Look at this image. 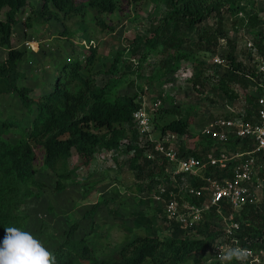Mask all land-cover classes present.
Returning <instances> with one entry per match:
<instances>
[{
	"label": "trees",
	"instance_id": "16d2710c",
	"mask_svg": "<svg viewBox=\"0 0 264 264\" xmlns=\"http://www.w3.org/2000/svg\"><path fill=\"white\" fill-rule=\"evenodd\" d=\"M251 1L0 0V48L7 50L6 58L0 60V96H15L16 102L31 118L30 123L24 125L19 117H4L0 110V238L6 227L27 229L28 217L23 215L22 210L27 200H38L43 194L45 187L35 177L41 165L55 176V192H62L64 182H71L81 186V197L85 200L97 190L98 185L87 183L86 179L79 180L75 172L80 167L89 168L96 155L102 157V153L130 154V169L136 178H144L135 187L137 193L134 195L138 202H152L150 195L153 184L166 177L164 168L169 164L156 153L154 159L147 158L153 144L147 138L146 141L141 139L133 118L142 103L138 92L129 96L117 91L122 78L120 66L122 63H126V67L128 64L133 66L129 58L137 56L136 69L141 68L142 62L151 53H165L188 45L190 33H195L197 45L215 48L219 40L224 39L223 27L227 19L235 18V26L239 22L243 27L259 24L258 15L246 10V5ZM144 3L153 6L155 11V15L149 16L148 34L135 36L124 49L127 55L124 51L118 52L106 71L109 75L107 82L97 85L96 74L99 72L95 68L101 58L94 45L97 36L113 32L117 24L131 14L132 9L135 11L137 6ZM240 14L243 19L239 17ZM213 17L217 23L211 26L208 21ZM52 21L61 25V36L70 39L79 32L88 46L73 58H63L56 66L50 89L33 96L32 88L25 81L34 80L35 77H28L20 70L23 52L11 48L12 32L19 24L31 30ZM262 42L259 32L253 35L252 46L245 48L248 60L255 55V48L262 53ZM226 45L224 56L229 65L223 73L219 75V67L210 63L215 67L212 76L217 82L212 89L217 91L218 96L222 95L231 102L236 98L231 84L245 87L251 81L254 90L245 97L243 106L249 114L255 109V88L259 82L264 83V73L240 60L241 53L235 43L228 40ZM166 56L165 68L158 70L155 79L175 80L173 75L182 61H190L191 65L194 64L189 66L193 74L190 76V68L186 65H183L181 72L187 73L186 80L201 92L200 88L208 79L205 61L199 59L194 63L193 58L183 52L168 53ZM139 92L142 93V89ZM223 111L224 118L234 116L225 107ZM170 113L177 114L174 110ZM148 118L150 124L153 122L154 139H161L168 133L177 137L190 134L188 118H175L161 125L153 116L148 114ZM13 131L19 135L16 142L9 137ZM199 138L201 144L194 151L184 150L180 144L178 156L198 157L212 147L211 140ZM233 144L220 148L232 149ZM73 155L79 159L75 166H71ZM163 183L168 185L167 181ZM99 200L83 215V219H91L99 207L106 206V199ZM159 210L161 221L169 232L166 237L160 238L155 232L156 215L132 212L130 236L109 257L105 255V247L88 245V233L76 239L74 235L80 229L79 223H70L62 243L51 250L56 264H221L212 262L207 254L212 244L223 235L220 219L214 214L206 217L196 229L202 239L195 240L189 238L174 222L168 223L162 208ZM107 212L112 218L117 216L112 209ZM235 220L239 223V230L235 234L239 244L253 250L264 249V200L259 206H244L238 210Z\"/></svg>",
	"mask_w": 264,
	"mask_h": 264
},
{
	"label": "rangeland",
	"instance_id": "374dc122",
	"mask_svg": "<svg viewBox=\"0 0 264 264\" xmlns=\"http://www.w3.org/2000/svg\"><path fill=\"white\" fill-rule=\"evenodd\" d=\"M243 5H245V2H243ZM246 10H252L253 13L258 15L259 24L243 27L242 23L239 22L235 26L233 25L235 18L227 19L223 27L225 31L224 39H220L215 48H205L204 44L197 45L195 33H190L188 45H183L178 50L170 49L165 53H151L142 62L141 68L136 69L137 56L129 58L133 66L128 64L126 67L124 66L126 63H122L120 66L122 78H120L117 91L120 94L129 96L138 92V98H140L139 101L142 103L143 108H145L147 114L155 118L159 125L175 118H188L190 120V134L177 142V145L181 144L184 150L194 151L199 147L201 143L199 142L198 129L211 122L213 117L223 116L226 103L235 111H238L243 108L245 97L253 93V83L249 79H247L249 82L245 87L237 83L231 84V89L236 95V98L231 102L222 95L218 96L217 91L212 89L217 83L216 78L212 76V71L215 69L210 64L212 59L218 57L225 61L224 66H218L219 75L229 65L224 56L227 49L226 41H232L238 46L241 53L240 60L242 59L245 64L248 63L249 67L257 69L259 72L260 70L264 71V0H252L246 5ZM154 12L153 6L144 3L137 6L135 11L132 9L131 14L124 17L113 32L108 31L97 36L94 45L97 46L98 53L101 56L100 62L95 68V71L99 72L96 74L97 85H103L107 82L109 75L106 74V71L113 62L115 55L120 51H124L135 36L148 34L149 16L155 15ZM239 17L244 18L241 14ZM215 20V17H213L208 23L213 26L217 23ZM62 31L61 25L54 21L31 30H26L22 24L13 29L11 48L23 52L19 65L20 70L26 73L28 77H35L34 80L25 81V84L32 88L33 96L40 95V93L50 89L56 66L63 58L75 57L87 45L79 32L68 39L61 36ZM258 32L263 38L262 53L255 48V55L248 60L245 48H248V43H253V35ZM26 43L29 45H26ZM124 52L127 55V52ZM177 52L188 54L193 58L194 63L199 59L205 61L207 65L205 73L208 75V79L204 82V86L200 88L201 92L193 88L186 80L187 73L181 72L183 65H186L190 68V76L193 74V70L189 66L194 64L191 65L190 61H182L180 68L173 75L175 80L155 79L158 70L165 68L166 55ZM6 56L7 50L0 48V60H4ZM140 89H142V93L139 92ZM158 101L160 104H157ZM0 110L4 117H19L24 125L29 124L31 121V118L25 114V109L16 102L15 96H0ZM172 110L176 111L177 114L170 113ZM150 130L152 137L155 136L153 122L150 124ZM168 136H170V133H168ZM9 137L12 142H16L19 135L13 131ZM131 157L132 155L122 152L102 153V157L96 155L89 168L80 167L75 172L78 179H86L87 183L98 185L97 190L85 200H82L81 197V186L74 185L71 182H64V190L55 192V176L46 171L41 165L35 177L37 181L43 183L45 188L40 199H29L23 207V215L28 217L26 230L40 239L44 246L51 251L62 243L69 224L78 222L80 229L75 233V238H81L88 233V245L96 248L105 247V255L109 257L130 236L131 213L140 211L145 215H156L158 218L155 222V232L160 238L166 237L169 232L164 222L161 221L160 205L153 201L149 203L138 202L139 199L134 195L137 193L135 187L144 178H136L130 169L129 159ZM78 163L79 159L73 155L71 166ZM101 199H106V206L99 207L91 219H83V215L90 210L97 200L101 201ZM110 209L116 211V217L112 218L108 214L107 211ZM187 236L195 240L202 239V236L198 233H188Z\"/></svg>",
	"mask_w": 264,
	"mask_h": 264
},
{
	"label": "built area",
	"instance_id": "2783aa9c",
	"mask_svg": "<svg viewBox=\"0 0 264 264\" xmlns=\"http://www.w3.org/2000/svg\"><path fill=\"white\" fill-rule=\"evenodd\" d=\"M251 46L248 43V48ZM224 62L218 57L212 59L215 65L224 66ZM255 94V109L251 113L244 108L235 111L227 105L226 110L233 117H216L199 128L198 135L208 138L213 145L198 157L178 156L177 142L183 137L167 134L154 139L143 105L133 115L141 139L147 138L153 144L147 158L154 159L156 153L169 164L164 168L166 177L154 182L150 195L162 208L166 221L174 222L188 234L196 233L210 214L220 219L223 235L207 252L212 262L224 264L222 254L233 247L247 250V255L243 261L232 263H264V249L242 247L235 237L239 230L235 213L244 206H259L264 200V83L259 82ZM229 144H233L232 149L225 148Z\"/></svg>",
	"mask_w": 264,
	"mask_h": 264
},
{
	"label": "clouds",
	"instance_id": "9594fccd",
	"mask_svg": "<svg viewBox=\"0 0 264 264\" xmlns=\"http://www.w3.org/2000/svg\"><path fill=\"white\" fill-rule=\"evenodd\" d=\"M135 125L138 128L136 123ZM246 255L245 249L229 247L222 254L221 260L224 264H231L233 260L243 261ZM0 264H56V257L30 231L18 227H6L3 237L0 238Z\"/></svg>",
	"mask_w": 264,
	"mask_h": 264
}]
</instances>
